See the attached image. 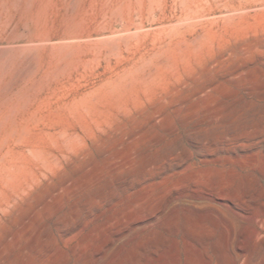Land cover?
I'll return each mask as SVG.
<instances>
[{
  "label": "rangeland",
  "instance_id": "obj_1",
  "mask_svg": "<svg viewBox=\"0 0 264 264\" xmlns=\"http://www.w3.org/2000/svg\"><path fill=\"white\" fill-rule=\"evenodd\" d=\"M0 264H264V0H0Z\"/></svg>",
  "mask_w": 264,
  "mask_h": 264
}]
</instances>
